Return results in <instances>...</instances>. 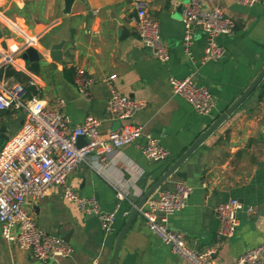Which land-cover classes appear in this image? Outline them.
Listing matches in <instances>:
<instances>
[{
  "label": "crops",
  "instance_id": "obj_1",
  "mask_svg": "<svg viewBox=\"0 0 264 264\" xmlns=\"http://www.w3.org/2000/svg\"><path fill=\"white\" fill-rule=\"evenodd\" d=\"M133 1L76 0L70 13L64 15L63 0H0L4 20L0 21V35L2 29L10 35L0 38V48L19 47L22 34L29 36L22 30L26 22L34 24L30 36L38 37L35 49L40 54L46 56L50 44L65 42L61 62L46 56L43 61L30 63L21 54L14 64L16 70L12 69L23 76V82L34 79L39 98L47 107L59 109L57 101L62 100L60 111L72 125L82 124L90 115L101 122L100 135L105 137L120 126L107 116L108 101L114 92L128 96L145 105L130 123L142 127L168 153L165 161H149L137 143L117 150L102 162L89 158L92 168L81 165L69 176L68 184L80 198H94L101 211H116L113 232L105 234L96 217L83 216L73 203L62 198L60 188L51 187L45 198L28 202L26 209L40 230L70 246L71 256L41 262L7 244L0 235V264H109L117 235L133 209L131 194L140 199L264 67V0L251 7L233 0H213L235 22V30L230 36L216 38L225 57L206 62L202 60L205 40L199 31L190 55L182 45L181 14L188 0H144L149 18L159 25L161 43L168 52L165 63L140 42ZM32 64L35 72L29 69ZM65 69L82 70L90 78L88 99L78 94L73 79H65ZM112 76L115 78L109 81ZM188 76L208 88L214 103L209 115L196 113L172 94L170 79ZM23 118L20 112L0 113V154L20 133ZM182 183L192 187V193L182 210L167 217V226L180 234L189 248L203 252L216 246L214 264H232L262 243L264 104L260 85L152 197ZM230 199L238 200L243 210L237 214L234 236L219 240L215 208ZM248 208L253 213L246 212ZM115 264L186 263L147 229L138 213L123 237Z\"/></svg>",
  "mask_w": 264,
  "mask_h": 264
},
{
  "label": "built area",
  "instance_id": "obj_2",
  "mask_svg": "<svg viewBox=\"0 0 264 264\" xmlns=\"http://www.w3.org/2000/svg\"><path fill=\"white\" fill-rule=\"evenodd\" d=\"M233 1L247 7L261 3V0ZM133 8L140 42L159 62H167L168 52L161 43L159 25L149 18L147 3L134 0ZM181 18L184 27L182 45L187 55H190L191 44L199 31L205 40L202 60L220 61L225 57V50L216 43V38L230 36L235 30V22L218 4L213 0H188ZM0 21H4L1 13ZM22 37L23 43L19 47L11 50L0 48V113L20 112L24 116L20 133L6 143L0 154V235L7 244L29 253L38 261L57 262L69 258L72 250L60 237L49 235L37 227L26 209L28 202H38L47 196L51 187H58L64 200L73 203L83 216L96 217L101 230L111 234L116 211L105 213L94 198H80L69 186V176L81 165L92 168L89 158L102 162L131 144L138 143L142 156L149 161H165L168 153L154 138L145 134L142 127L130 123L144 109L142 102L114 92L107 103L106 113L120 126L102 137L101 122L92 116L85 117L80 125H72L60 111L62 100L57 101L59 109L47 107L39 98L34 79L11 81L5 75L6 69L16 70L14 64L20 55L38 44L37 36L22 34ZM114 78L110 77L109 81ZM192 78L170 79L171 92L196 113L209 115L214 107L212 96L207 87L197 85ZM73 85L80 96L88 99L91 80L82 70L74 71ZM260 87L264 104V78ZM30 89L35 93L29 94ZM79 138L84 142L80 147L77 146ZM192 190L182 183L172 190L162 191L157 197L149 198L139 214L147 229L186 264H214L212 256L216 253V246L203 252L193 250L180 234L167 226V217L186 206ZM117 197L123 199L120 193ZM242 210V204L236 199L216 206L219 240L234 236L238 227L237 214ZM246 212L253 213V210L248 208ZM232 264H264V232L262 243L245 251Z\"/></svg>",
  "mask_w": 264,
  "mask_h": 264
},
{
  "label": "water",
  "instance_id": "obj_3",
  "mask_svg": "<svg viewBox=\"0 0 264 264\" xmlns=\"http://www.w3.org/2000/svg\"><path fill=\"white\" fill-rule=\"evenodd\" d=\"M76 0H63V14L68 15L70 13V9L72 4ZM65 45L64 41H60L58 43L50 44L48 48L47 55L53 62H61L63 59V47ZM46 56L40 54L35 48L29 47L22 54V59L26 62L37 63L43 61ZM264 78V67L255 78V80L251 83V85L243 92V94L230 106L226 109V111L221 114L217 120H215L211 126L203 132L193 143L192 145L177 159L173 162L172 165L157 179V181L142 195L140 199H137L131 194L129 199L133 204V209L121 229L116 238V243L114 246L113 254L109 264H115L116 259L118 257L119 249L121 246V242L126 232L129 229L133 219L138 215L140 210L143 208L146 201L153 196V194L166 182V180L173 175L177 169L195 152V150L209 137L213 134V132L224 123L227 118L246 100V98L260 85V82ZM2 131V130H1ZM83 139L79 138L77 141V146L80 147L83 145ZM159 162V161H156Z\"/></svg>",
  "mask_w": 264,
  "mask_h": 264
},
{
  "label": "trees",
  "instance_id": "obj_4",
  "mask_svg": "<svg viewBox=\"0 0 264 264\" xmlns=\"http://www.w3.org/2000/svg\"><path fill=\"white\" fill-rule=\"evenodd\" d=\"M30 71H33L35 72V64H32L30 67H29ZM6 77H15L18 81L20 82H23L24 81V78L23 76H21L20 74L18 73H15L12 69H6V73H5ZM63 75L65 77L66 80L72 82V79H73V75H74V71L72 69H65L63 70ZM1 77V75H0ZM33 94L35 93L33 89H30L29 90V94Z\"/></svg>",
  "mask_w": 264,
  "mask_h": 264
},
{
  "label": "rangeland",
  "instance_id": "obj_5",
  "mask_svg": "<svg viewBox=\"0 0 264 264\" xmlns=\"http://www.w3.org/2000/svg\"><path fill=\"white\" fill-rule=\"evenodd\" d=\"M33 28H34V24L32 22H26L25 27H23L22 30L26 31V33L30 36V34L34 33ZM8 33H9L8 31L2 29L0 38L9 37L10 35Z\"/></svg>",
  "mask_w": 264,
  "mask_h": 264
}]
</instances>
